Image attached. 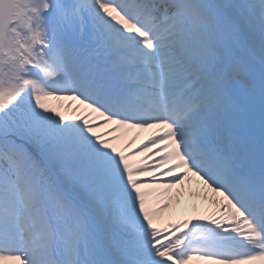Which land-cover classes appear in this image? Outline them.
<instances>
[{
	"label": "snow or ice",
	"instance_id": "6c2138e0",
	"mask_svg": "<svg viewBox=\"0 0 264 264\" xmlns=\"http://www.w3.org/2000/svg\"><path fill=\"white\" fill-rule=\"evenodd\" d=\"M0 264H264V0H0Z\"/></svg>",
	"mask_w": 264,
	"mask_h": 264
},
{
	"label": "bare ground",
	"instance_id": "6f19581e",
	"mask_svg": "<svg viewBox=\"0 0 264 264\" xmlns=\"http://www.w3.org/2000/svg\"><path fill=\"white\" fill-rule=\"evenodd\" d=\"M68 103V102H63ZM136 135L135 132L130 133L128 139L133 138ZM148 133H144L141 135L140 140L145 139ZM140 140H137L136 143H140ZM135 147V145H133ZM138 159V157H137ZM193 189L195 190V182L193 183ZM174 192L176 190H173ZM214 194L201 193L199 196L189 199L187 195L181 198L179 205H174L177 211L174 215H169L168 213L164 214V220L161 221V224L166 222L168 219L173 221L181 219V218H190L192 215H211L216 211V206L211 203V198Z\"/></svg>",
	"mask_w": 264,
	"mask_h": 264
}]
</instances>
